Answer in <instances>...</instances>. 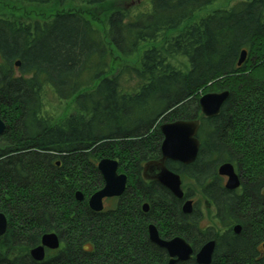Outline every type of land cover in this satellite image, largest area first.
Segmentation results:
<instances>
[{
  "label": "trees",
  "instance_id": "obj_1",
  "mask_svg": "<svg viewBox=\"0 0 264 264\" xmlns=\"http://www.w3.org/2000/svg\"><path fill=\"white\" fill-rule=\"evenodd\" d=\"M55 1L68 6L45 20L0 18V212L7 220L0 264H167L165 251L147 241L149 223L162 238L186 239L194 254L213 240L211 264H264V0H240L196 21L216 0H148L141 11L109 8L103 27L84 9L126 0ZM144 43L150 47L135 63L110 77L113 55L128 60ZM177 56L189 64L186 73L170 61ZM123 76L133 91L121 89ZM45 89L72 100L75 113L57 120L45 112ZM222 89L230 96L220 114L202 117L200 94ZM160 117L199 120L196 160L166 167L180 175L186 198L199 195L215 210L217 227H201L198 202L183 215L182 201L142 180L143 163L161 156ZM105 158L118 162L127 188L94 213L87 203L103 186L97 164ZM225 163L239 176L234 192L217 172ZM50 233L59 249L35 262L29 251Z\"/></svg>",
  "mask_w": 264,
  "mask_h": 264
},
{
  "label": "water",
  "instance_id": "obj_2",
  "mask_svg": "<svg viewBox=\"0 0 264 264\" xmlns=\"http://www.w3.org/2000/svg\"><path fill=\"white\" fill-rule=\"evenodd\" d=\"M245 51L239 59V65L245 58ZM19 64L17 63L16 66ZM225 95L205 94L199 102V107L204 117L212 118L219 112ZM199 122L197 120L180 121L164 124L159 127L163 136L160 146L161 157L155 161H149L143 167V175L146 180L154 181L159 186L165 188L178 201L184 198L182 190V180L179 174L170 171L166 167V162H176L185 166L191 165L198 155L199 143L195 140L198 131ZM6 125L0 119V136L5 132ZM119 165L117 161L105 158L98 162L97 170L103 180V186L100 190L92 194L88 199V208L94 213L103 211V200L120 197L126 190L127 177L118 173ZM219 176L226 178L225 190L235 191L240 186L239 177L236 175L232 165L225 163L217 170ZM84 196L81 191L75 193L76 202H82ZM182 214L189 215L192 213L193 206L190 200L182 204ZM144 211L147 207L143 206ZM7 229V220L3 213L0 212V239L5 235ZM148 241L155 244L158 248L164 249L168 254L167 264L186 263L193 259L196 264H211L215 251V242H207L194 254L188 242L180 237H174L170 241L161 240L158 231L151 224L147 228ZM241 230L236 226L233 232L237 235ZM264 247V245H263ZM59 240L56 234H44L41 237L40 245L29 251V256L35 262H41L45 258V250H57Z\"/></svg>",
  "mask_w": 264,
  "mask_h": 264
},
{
  "label": "rangeland",
  "instance_id": "obj_3",
  "mask_svg": "<svg viewBox=\"0 0 264 264\" xmlns=\"http://www.w3.org/2000/svg\"><path fill=\"white\" fill-rule=\"evenodd\" d=\"M240 2V0H216L212 2V5L208 6V8L204 11L199 12L196 14V17L193 18V21H196L198 17L207 15L209 12L213 11H219V9H228L231 5ZM149 3L148 0H126V1H120V2H114L107 6L109 7H102V8H90L84 9V13H91L93 15H96L97 18H94L95 24H97L98 27H103L104 23L101 19L103 17V14H106V11L109 10V8L112 9H122L125 7H128L130 10L133 9L135 11H141L143 7L146 6V4ZM68 5L64 6L67 7ZM64 7H60L58 3L54 0L52 4L46 5V6H37V5H24L18 2L17 0H0V18H7L10 20H15L21 23H29L31 20L37 19V20H45L48 18H51L55 13L59 12L60 10L64 9ZM99 14H98V13ZM143 46V45H142ZM150 45H144L140 50H138L137 54L134 55L132 58L128 60H121L116 55H113L116 57L114 59V62H112V66L114 67L112 69V74L110 77L116 75L119 70L121 69V66L123 65H133L135 63V60L138 59L139 54L143 52L145 49L149 48ZM115 53V52H113ZM118 57V58H117ZM170 61L175 64L176 66L180 67L183 72H187L189 70V64H187V61L184 57L177 56L176 58H170ZM123 68V67H122ZM127 77H120L121 82V89L127 93L134 90L135 82H130V80ZM43 107L44 111L48 114H51L55 119L59 120L64 115H71L75 113L73 101H59L49 89H45L43 91ZM224 184V182L222 181ZM193 202H198V206L200 208V211L204 217L203 223L201 224V227H206V225H212L217 227V222L215 221V210L210 207L203 206V200L200 198L199 195H196L193 198ZM113 204L112 200L108 201V207H110ZM107 205V202H105V206Z\"/></svg>",
  "mask_w": 264,
  "mask_h": 264
},
{
  "label": "bare ground",
  "instance_id": "obj_4",
  "mask_svg": "<svg viewBox=\"0 0 264 264\" xmlns=\"http://www.w3.org/2000/svg\"><path fill=\"white\" fill-rule=\"evenodd\" d=\"M210 5H212V4H209L208 6H210ZM208 6L206 7V9L208 8ZM206 9H204V10H206ZM204 10H202V11H204ZM191 22L192 21H188V22H186V24H183V29H185L188 25H191ZM181 29V28H180ZM180 29H179V31H180ZM177 31V30H176ZM166 35H171V34H166ZM144 45H146L145 43L143 44V46ZM147 45H149V44H147ZM143 46H141L140 48H139V50L143 47ZM243 51H245V58H243V62L239 65L238 63V61H239V59H240V57H241V55H242V52ZM242 52H241V54H240V56H239V58H238V60H237V67H241L242 65H243V63L245 62V60H246V56H247V51L246 50H242ZM211 93L212 94H215V95H222V94H224L225 95V98H224V100H223V103L221 104V107H220V109H219V112H218V114L217 115H219L220 114V112L222 111V109H223V105L227 102V100L229 99V92L227 91V90H225V89H222V90H218V91H211ZM211 93H205V94H211ZM205 94H200V97L198 98V102H197V106L199 107V102H200V100H201V98L202 97H204V95ZM200 108V107H199ZM168 113H169V111L168 112H166V113H164V115H168ZM200 114L202 115V117H204L203 116V114H202V112H201V109H200ZM216 115V116H217ZM216 116H212V118H215ZM163 117H160L159 119H157V126H158V130H159V127L160 126H162V125H164V124H169V123H174V122H180V121H191V120H197V119H191V120H176V121H171V120H169V121H164V120H160V119H162ZM204 118H206V117H204ZM212 118H207V119H212ZM198 122H199V120H197ZM160 131V130H159ZM199 131H200V124H199V126H198V131H197V134H196V136H195V140H197L198 141V143H199V147H198V154L201 152L200 151V149H201V140H199ZM161 132V131H160ZM161 136H162V134H161ZM162 140H163V136H162V139H161V144H162ZM136 145V144H135ZM161 146V145H160ZM198 156V155H197ZM197 158V157H196ZM196 160V159H195ZM194 160V161H195ZM170 162H172V161H170ZM167 164H168V162H166ZM176 163V162H175ZM167 164H166V166H167ZM229 164V163H228ZM181 165V164H180ZM183 165V164H182ZM230 165H232V164H230ZM183 166H185V165H183ZM188 166V165H187ZM233 166V165H232ZM121 174H123V175H125L124 173H121ZM126 176V175H125ZM127 177V182H128V176H126ZM143 177H145L144 175H143ZM126 185H127V183H126ZM143 206H146L147 207V211L145 212V211H143L145 214L146 213H148L149 212V206H148V204L147 203H145ZM153 225L155 228H156V230H157V227H156V225L154 224V223H149L148 225H147V227H146V230H147V228H148V226H150V225ZM158 231V235L160 234V232H159V230H157ZM175 237H178V236H175ZM186 240V239H185ZM147 241H148V230H147ZM149 243L151 244V245H154L156 248H158L155 244H153V243H151L150 241H149ZM159 250H161V251H165L164 249L162 250V249H160V248H158ZM165 253H166V255H167V258H168V254H167V251H165ZM169 259V258H168ZM192 259V258H191ZM191 259H189V260H191ZM188 260V261H189ZM168 261V260H167ZM187 262V261H186ZM168 263V262H167ZM177 264H179V263H177Z\"/></svg>",
  "mask_w": 264,
  "mask_h": 264
},
{
  "label": "flooded vegetation",
  "instance_id": "obj_5",
  "mask_svg": "<svg viewBox=\"0 0 264 264\" xmlns=\"http://www.w3.org/2000/svg\"><path fill=\"white\" fill-rule=\"evenodd\" d=\"M0 119L4 122V124H5V120H3L2 118H1V115H0ZM161 157V156H160ZM149 161H154V160H148L147 162H144L143 163V165H142V169H141V172H140V175H141V178H142V180L144 181V182H147V183H149V182H154V181H151V180H146L144 177H143V173H142V171H143V167H144V165H146V163H149ZM173 163H175V162H173ZM177 164H179V163H177ZM233 167V166H232ZM234 169V168H233ZM118 170H119V168H118ZM235 171V170H234ZM118 173H120L119 171H118ZM235 173H236V171H235ZM236 175H238L237 173H236ZM221 179H222V181L224 182V184H223V186H224V188H225V182H226V178L225 177H221V176H219ZM239 177V176H238ZM155 183V182H154ZM240 187V186H239ZM238 187V188H239ZM237 188V189H238ZM229 191V190H228ZM236 191V190H235ZM234 192V191H233ZM184 194H185V192H184ZM196 195H194V196H192V197H190V198H186V197H184V199L182 200V203H181V206H182V204H183V202L184 201H186V200H190L191 202H192V206H193V209H194V205L196 204L195 202H193V198L195 197ZM109 201V200H113V198H110V199H105V200H103V206L105 207V201ZM210 207V206H209ZM193 211V210H192ZM57 236V235H56ZM58 237V236H57ZM179 237V236H178ZM159 238L161 239V240H166V241H170L171 239H174V238H170V239H166V238H162V235L160 236V234H159ZM181 238V237H180ZM185 240V239H184ZM60 241H59V247H60ZM59 249V248H58Z\"/></svg>",
  "mask_w": 264,
  "mask_h": 264
}]
</instances>
